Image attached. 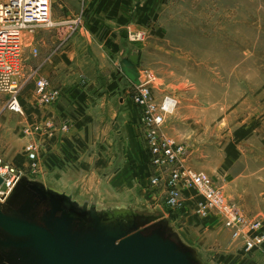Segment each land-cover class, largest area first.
I'll use <instances>...</instances> for the list:
<instances>
[{"label": "crops", "instance_id": "crops-1", "mask_svg": "<svg viewBox=\"0 0 264 264\" xmlns=\"http://www.w3.org/2000/svg\"><path fill=\"white\" fill-rule=\"evenodd\" d=\"M79 1V6L83 5L81 12H84L85 24L68 45L62 46L54 31L39 30L27 37L25 73L38 71L40 77L49 81L50 89L59 91L61 96L54 105H39L35 85L30 83L24 90V116L9 111L5 102L0 103V163L9 158L18 169L28 165L23 147L29 140L18 133V126L33 123L38 118L43 127L42 133L37 135L41 147L39 168L54 175L64 191L75 193L79 199L84 197V200L95 201L98 206L152 208L173 222L176 213H170L165 204V179L171 168L152 164L137 124L139 110L132 99L135 86L119 66L125 56L120 57L122 39L119 37L125 38L123 29L131 25L134 9L144 19L146 15L151 18L149 7L143 12L146 5L142 6L139 0L121 3L117 17L128 20L122 26L117 19L110 18L111 7L96 11L100 0L93 7L94 0ZM147 24L142 25L146 27ZM108 42L112 46H108ZM113 45L119 47L118 52L113 51ZM34 49L38 51L36 55ZM139 69L148 77L146 70ZM154 89L159 93L158 87ZM180 114L168 118L163 127L171 138L184 125ZM225 121L223 118L222 122ZM68 123L69 129L62 131L61 128ZM46 124L53 127V136L46 135ZM249 129L251 134L248 137L238 140L233 133L228 143L220 140L206 142L207 145L198 148L192 143L185 161L197 170L216 173L217 180L226 190L224 193L228 194L227 200H232L230 193L234 190V203L246 215L257 218L264 215V117H254L250 123L242 121L235 132ZM188 142L191 143V138ZM230 145L235 153L234 159L228 155ZM228 159L233 163L229 168L226 166ZM200 165L203 166L201 169ZM157 176L162 177V181L153 186L150 180ZM183 198L187 205L185 213L190 206L197 209L204 202L194 190L185 191ZM213 220V217L203 220L206 231L220 228L212 225ZM173 224L177 227L176 223ZM187 236L194 241L193 236ZM238 246L244 253L238 264H264L261 250L246 253L242 242Z\"/></svg>", "mask_w": 264, "mask_h": 264}, {"label": "rangeland", "instance_id": "rangeland-1", "mask_svg": "<svg viewBox=\"0 0 264 264\" xmlns=\"http://www.w3.org/2000/svg\"><path fill=\"white\" fill-rule=\"evenodd\" d=\"M139 1L142 6L149 7L151 18L145 27L142 25L145 24L143 15L133 10L131 25L123 29L128 36L119 37L122 39L120 57L132 51L138 52L139 67L147 71L155 97L162 100L168 96L177 102L174 112L168 114L166 120L174 118L180 112V120L184 125H181L173 138L162 129L163 136L183 146V165L210 175L215 185L223 190L224 199L227 200L228 194L224 193L226 190L222 187L223 183L217 180L216 173L209 174L197 170L185 160L192 143L195 148L204 147L206 142L219 140L228 143L242 121L250 123L254 117H264V0H152V3H148V0ZM79 3L78 0H52L53 19L63 20L75 15L77 11H83V5L81 7ZM82 29L83 26L71 34L67 45L70 38ZM28 34L24 33V45L27 37L32 35ZM154 87H158L159 93ZM24 97L23 91L19 101L25 115L22 104L25 102ZM4 102L7 103V98L0 94V103ZM223 118H226L225 122H222ZM37 119L33 123L19 124L18 133L28 137V140H39L37 135L32 134V125L40 123ZM188 138H191L190 144ZM36 144L39 147L38 142ZM27 145L26 142L23 147L24 155ZM147 146L144 145L149 151ZM38 150L39 156L41 147ZM27 162L26 167L18 169L8 158L0 163V167L21 170L23 175L30 179L40 180L53 189L69 193V190L62 189L54 175L40 168L32 170L30 162ZM198 167L201 169L203 166ZM170 172L166 179L169 178ZM168 192L167 190V197ZM73 195L76 197L75 193ZM230 196V202L234 203V190ZM76 198L84 201V197ZM180 200L182 207L175 211L176 218L173 221L177 227L167 218L178 233L180 229L179 234L183 241L197 250L204 264H238L244 254L238 245L242 242L244 246V239L235 237L233 230L225 226L223 217L219 214L213 217L212 225L220 228L206 231L204 221L200 218L203 215L198 213V207L194 209L190 206L185 213L184 207L187 205L183 195ZM137 211L155 215L159 212L152 208ZM246 216L253 222H264V215L257 218ZM187 235L193 236L194 241Z\"/></svg>", "mask_w": 264, "mask_h": 264}, {"label": "water", "instance_id": "water-1", "mask_svg": "<svg viewBox=\"0 0 264 264\" xmlns=\"http://www.w3.org/2000/svg\"><path fill=\"white\" fill-rule=\"evenodd\" d=\"M139 57L119 63L134 86L144 80ZM137 210L80 201L22 175L0 200V264H204L167 217Z\"/></svg>", "mask_w": 264, "mask_h": 264}, {"label": "built area", "instance_id": "built-area-1", "mask_svg": "<svg viewBox=\"0 0 264 264\" xmlns=\"http://www.w3.org/2000/svg\"><path fill=\"white\" fill-rule=\"evenodd\" d=\"M51 9L52 0H0V94L6 96V108L15 114L24 115L19 97L30 83L35 85V97L39 105H54L60 99V92L50 89L49 81L40 77L38 71L25 73L24 33L54 31L58 42L65 46L71 34L84 26L85 16L84 12H79L56 21L52 17ZM33 53L36 55L37 49H34ZM143 77L141 84L135 86L132 99L139 110L137 124L143 132L142 139L148 145L153 164L159 168L170 167L172 170L169 178L165 179L169 191L165 203L168 211L174 213L180 209L183 193L194 190L204 199L203 204L198 207V213L203 215L200 217L202 220L221 215L223 223L233 230L234 236L244 239L246 253L256 249L264 253V222H253L236 204L224 199L223 190L215 185L208 174L183 165V146L177 145L162 134L166 116L174 112L177 102L168 96L158 100L148 78L145 75ZM69 126V123L65 124L61 130L67 131ZM45 127L48 130L46 135L53 136V127L49 124ZM32 128V134L35 135L43 131L40 124H33ZM36 142L37 140L32 138L26 147L27 161L30 162L32 170L39 168V147ZM22 175L21 170L13 167H0V177L3 179L0 192L4 191L0 193L1 201L10 195ZM161 181L162 177L159 176L150 180L153 186H158Z\"/></svg>", "mask_w": 264, "mask_h": 264}, {"label": "trees", "instance_id": "trees-1", "mask_svg": "<svg viewBox=\"0 0 264 264\" xmlns=\"http://www.w3.org/2000/svg\"><path fill=\"white\" fill-rule=\"evenodd\" d=\"M96 2L97 0H94V2L91 4V6L93 7L94 5H96ZM98 6L96 8V11L97 12H100V11H106L108 10L110 7L112 8L110 10V18H113V19H117V22L120 24V25H126L128 23V20L127 19H124V18H118V7L121 3H124V4H130L131 3V0H100L98 2ZM148 3H152V0H148ZM143 12H147L148 11V7L147 5L145 7H143ZM148 15H146L145 19H144V22L145 24L148 22ZM108 46H112L111 43L108 42ZM113 51L114 52H118L119 50V47L117 45H113L112 47ZM22 104L24 105V103L22 102ZM251 134V129L245 131V130H242V131H238V132H235L234 135L236 137V139L240 140L242 138H246L248 137L249 135ZM228 155H230L232 158H235V153L233 151V147H231V145L228 147ZM228 165L229 166L231 164V161L228 159L227 161ZM206 220V219H205ZM222 260H226L225 258H222ZM240 264H250L248 262H242Z\"/></svg>", "mask_w": 264, "mask_h": 264}]
</instances>
